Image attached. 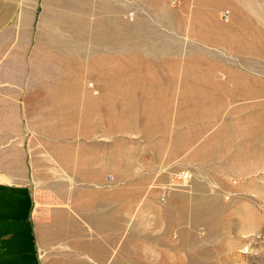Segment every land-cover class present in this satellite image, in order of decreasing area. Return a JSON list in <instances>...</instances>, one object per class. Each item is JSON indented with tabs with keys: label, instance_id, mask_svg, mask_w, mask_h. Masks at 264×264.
Here are the masks:
<instances>
[{
	"label": "rangeland",
	"instance_id": "rangeland-1",
	"mask_svg": "<svg viewBox=\"0 0 264 264\" xmlns=\"http://www.w3.org/2000/svg\"><path fill=\"white\" fill-rule=\"evenodd\" d=\"M138 77L149 91L115 90ZM86 110L90 136L66 140ZM0 180L61 216L65 264H264V0H21L0 33Z\"/></svg>",
	"mask_w": 264,
	"mask_h": 264
},
{
	"label": "crops",
	"instance_id": "crops-1",
	"mask_svg": "<svg viewBox=\"0 0 264 264\" xmlns=\"http://www.w3.org/2000/svg\"><path fill=\"white\" fill-rule=\"evenodd\" d=\"M20 4L21 0H0V33L5 31L13 22L18 14ZM140 77L136 79L140 81ZM108 85L110 84L108 83L105 88L100 89L102 91H107L109 88ZM207 85L208 83L202 82L198 85V88L206 89L208 87ZM114 87L117 88L115 90L121 89L122 91L131 88L127 90L128 93L129 91H136L144 88L146 91L151 89L149 84L146 86L141 81L140 84L136 83L133 85L127 84L126 82L125 86L118 82H114ZM204 95L206 96V94ZM204 95H202V93L200 95L202 96V102L207 101ZM102 98L103 97L95 100L88 99L87 102H104L105 100ZM84 112L89 113L85 119L70 120L67 121L68 124L66 122L61 124L73 125L77 123V121L78 124L80 123V125L75 127V132L69 135L66 140L73 142L76 137L90 136L88 134L95 128V125L92 124L90 120V111L86 110ZM144 117L145 120L149 121V125L153 124L155 114L146 113ZM103 120L107 122L109 117L108 119L105 117ZM118 123L121 124L119 120H117L115 124L119 126ZM82 124L84 127L88 126L89 128H85L83 131ZM122 124L125 125V123ZM160 125L158 127H160ZM121 126L119 127L123 128ZM151 130L154 131L155 127L151 128ZM66 151L77 154L78 158H81L83 152L76 150L73 152L70 150ZM81 222L83 223V221ZM81 232L82 230L80 227L78 232L75 231V235L78 233L80 237L79 239H73V247H75V249L79 248V253L84 252L96 258L98 253L97 241L91 236L89 240L87 237L82 239ZM68 260L70 264H73L74 261L71 259ZM65 262L66 258L61 257V216L49 215L38 220L34 215V197L31 188L26 184H17L0 180V264H65Z\"/></svg>",
	"mask_w": 264,
	"mask_h": 264
},
{
	"label": "built area",
	"instance_id": "built-area-1",
	"mask_svg": "<svg viewBox=\"0 0 264 264\" xmlns=\"http://www.w3.org/2000/svg\"><path fill=\"white\" fill-rule=\"evenodd\" d=\"M221 16L224 19V21H228V19H229V12H227V11L226 12H223L221 14ZM180 177H181L182 181H184V182H186V181H188L190 179V175H189L188 172L182 173Z\"/></svg>",
	"mask_w": 264,
	"mask_h": 264
}]
</instances>
